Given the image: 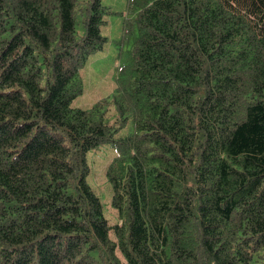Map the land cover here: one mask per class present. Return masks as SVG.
Returning <instances> with one entry per match:
<instances>
[{
    "label": "trees",
    "instance_id": "trees-1",
    "mask_svg": "<svg viewBox=\"0 0 264 264\" xmlns=\"http://www.w3.org/2000/svg\"><path fill=\"white\" fill-rule=\"evenodd\" d=\"M108 12L0 0V264H264V0H127L110 93L72 106Z\"/></svg>",
    "mask_w": 264,
    "mask_h": 264
},
{
    "label": "rangeland",
    "instance_id": "rangeland-1",
    "mask_svg": "<svg viewBox=\"0 0 264 264\" xmlns=\"http://www.w3.org/2000/svg\"><path fill=\"white\" fill-rule=\"evenodd\" d=\"M102 3L109 10L105 17L106 23L101 27V33L107 40L101 50L88 56L81 68L82 92L77 94L71 102V105L75 107L88 108L96 99L109 94L114 85L116 67L125 62L127 46L119 41L122 19L126 16L127 0H102ZM129 128H131L130 123L126 124L121 131ZM114 152L113 147L102 145L87 153L90 166L87 180L99 196L103 213L110 221L115 219V210L110 203L111 188L102 175L101 168Z\"/></svg>",
    "mask_w": 264,
    "mask_h": 264
}]
</instances>
